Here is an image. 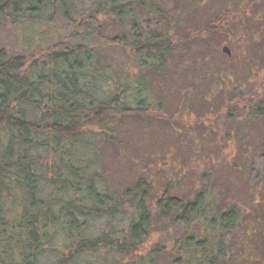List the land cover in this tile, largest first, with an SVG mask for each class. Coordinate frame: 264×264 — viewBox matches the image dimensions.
Masks as SVG:
<instances>
[{
    "label": "trees",
    "instance_id": "trees-1",
    "mask_svg": "<svg viewBox=\"0 0 264 264\" xmlns=\"http://www.w3.org/2000/svg\"><path fill=\"white\" fill-rule=\"evenodd\" d=\"M186 1L0 0V21L41 22L57 12L69 26L63 38L36 52L9 58L0 52V264H42L46 249L50 264H97L89 257L101 252L112 255L104 264L226 263L241 211L236 204L218 208L222 197L210 188L206 171L191 186V197L177 196L182 187L172 179L161 185L139 177L115 190L88 149L94 140L112 141L122 117L146 116L153 79L173 81L178 68H186L175 62L176 48L202 33L203 41L216 33L232 43L227 64L235 70L216 62L218 72L206 73L223 102L196 120L224 126V143L233 126L264 124V0H221L201 36L178 39L173 30L184 19L176 12L209 0ZM168 2L175 10H166ZM153 19L165 20L173 32L148 25ZM98 46L123 49L130 58L126 72L106 74ZM254 47L257 57L250 53ZM195 87L179 92L181 117L192 115ZM220 119L226 122L216 124ZM252 150L264 154V145ZM121 218L126 227L115 229L113 221ZM95 219L107 224L92 236L88 221ZM177 224L184 231L162 242ZM155 228L158 239L147 245Z\"/></svg>",
    "mask_w": 264,
    "mask_h": 264
},
{
    "label": "rangeland",
    "instance_id": "rangeland-1",
    "mask_svg": "<svg viewBox=\"0 0 264 264\" xmlns=\"http://www.w3.org/2000/svg\"><path fill=\"white\" fill-rule=\"evenodd\" d=\"M184 2L177 5L183 7ZM221 4V0H209L197 8L187 6L184 14L178 15L176 12V17L184 20L181 26L174 28V32L166 25L165 20L158 22L153 19L146 22L156 29H168L178 39L189 33L196 37L198 33H202ZM166 8L171 12L176 5L168 2ZM68 27L57 12L45 14L41 22L32 19H17L15 22L2 18L0 52L6 58L36 52L63 38ZM201 35V38L196 37L191 42L185 41L184 49L180 48L181 45L180 49L176 48L175 62L178 65L183 63L186 68L180 66L173 81L166 84L157 76L153 79L156 81L149 90L153 92V98L146 116L122 117L112 127L115 132L112 134V141L94 140L93 146L88 149L91 158H96L97 168L103 174L105 182L115 190L128 187L139 177L153 179L161 185L167 179H172L182 187L177 196L191 197V186L199 183L200 171H206L210 188L215 187L214 193L222 197V202L217 204L218 208L224 210L230 204H236L241 211L242 226L233 235L227 248L228 259L225 264H264V154L252 150V145H264V124L252 128L233 126L229 131L231 136L228 142L224 143L221 139L227 130L224 126L211 127L205 121L200 123L196 120L206 117L223 102L219 85L216 86L212 79H205L206 73L211 69L218 72L216 62L223 63L224 67L228 66L230 69L235 67V64H227V59L234 52L229 40L213 33L203 41V33ZM98 48L106 74L126 72L130 58L123 49L112 46ZM250 53L257 57L258 48L254 47ZM195 82V94L190 99L192 115L189 118L181 117L177 112L182 101L179 92ZM106 87L108 86H103L105 89L110 88ZM210 89L213 90L209 92ZM159 103L161 109L158 108ZM131 107L135 105L132 104ZM159 109L163 117L157 116ZM220 117L225 118L224 115ZM223 120L220 119L216 124L225 123L226 120ZM106 224L102 219L89 220L87 233L97 236ZM124 225L122 218L119 222L117 219L113 221L115 229L121 226L125 228ZM156 230L157 228L147 245L158 239ZM183 231L182 225L177 224L169 238H161V241L164 242L165 239V242H169L171 237H178ZM192 231L204 233L203 230ZM57 240L61 241L59 237ZM56 246L60 255L63 248ZM89 259L97 264H104L112 259V255L101 252ZM52 260L50 251L46 249L41 263L50 264ZM163 260H159L160 264H164Z\"/></svg>",
    "mask_w": 264,
    "mask_h": 264
},
{
    "label": "water",
    "instance_id": "water-1",
    "mask_svg": "<svg viewBox=\"0 0 264 264\" xmlns=\"http://www.w3.org/2000/svg\"><path fill=\"white\" fill-rule=\"evenodd\" d=\"M224 51H226V53L229 55L230 53L228 52V50H226L225 48L223 49Z\"/></svg>",
    "mask_w": 264,
    "mask_h": 264
}]
</instances>
